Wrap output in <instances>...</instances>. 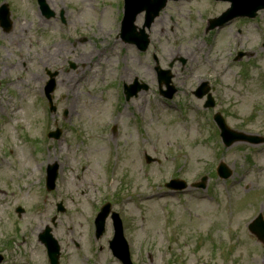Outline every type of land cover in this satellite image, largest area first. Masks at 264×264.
Wrapping results in <instances>:
<instances>
[{"label":"rangeland","instance_id":"1","mask_svg":"<svg viewBox=\"0 0 264 264\" xmlns=\"http://www.w3.org/2000/svg\"><path fill=\"white\" fill-rule=\"evenodd\" d=\"M4 2L13 26L9 32L0 27L2 264L26 257L44 264L38 235L47 226L61 246L60 264L86 258L120 264L108 250L111 221L95 240L96 253L91 246V221L105 202L123 219L134 264H264V245L248 230L264 216V144L224 147L213 122L219 113L231 129L264 137V11L208 36L201 31L205 21L228 3H169L147 31L150 46L142 53L117 39L123 0H49L51 19L40 17L36 0ZM109 21L113 34L101 37L98 26L109 28ZM157 66L171 71L172 100L159 94ZM47 71L57 74L54 114L43 96ZM136 80L148 90L126 102L121 89ZM205 81L213 109L193 94ZM56 127L61 138L47 140L45 130ZM54 162L57 187L46 193V166ZM219 162L231 170L230 179L217 177ZM204 177L205 190L165 188L172 178L191 185ZM18 207L22 214L15 213Z\"/></svg>","mask_w":264,"mask_h":264},{"label":"water","instance_id":"2","mask_svg":"<svg viewBox=\"0 0 264 264\" xmlns=\"http://www.w3.org/2000/svg\"><path fill=\"white\" fill-rule=\"evenodd\" d=\"M166 1L167 0H127V12H126V18H125V32H124L126 39L131 40L130 38L131 33L134 31L133 22L139 12L145 9L148 11V17H149L148 24H149V22L152 21L153 17L157 15L158 12L165 6ZM232 1L234 3L235 10L242 9L247 6L249 7L251 6V11L249 13L250 15H254L255 11L264 7V0H232ZM41 2H42L43 7H45L43 4V0H41ZM4 11H5V8H4ZM234 16L236 15L230 14V12H228L224 15V17L221 20L214 21L212 24V27L216 25H221ZM6 26L7 28H9L8 25ZM136 43L138 44L139 48H141L142 50H145L148 45L145 36L142 39L141 38L138 39ZM197 95L201 97L203 94L198 92ZM168 96L171 97V94H169ZM216 119L220 123V126L223 131V137L225 138L227 146H231L234 142H237V141H249L251 143H259L262 141L261 139L256 138V137H249L244 134H237V133L230 132L224 126L223 120L219 116H217ZM56 169L57 167L55 168V170ZM220 172L224 178H227L229 176V174L224 173V167H221ZM55 178H56V171H53L50 176V182H51L52 188H53V183H54ZM106 209L109 210V206ZM106 216H107V212L101 214L98 219V225L101 231H103V225H104V220ZM259 222L260 223L255 222L253 225H251L250 229L254 234L257 235L259 240L264 242V224L263 222H261V218L259 219ZM259 224H262V225H259ZM116 227L117 229H116V237H115V244H116L115 254L119 258H121L125 264H130L129 254L127 251V244L125 243L123 239L121 222L119 221V219L117 220ZM47 244H48V249L52 253V256L55 255L53 260L56 261L58 257L57 255L59 252V247L57 246L56 241L50 236L48 237ZM1 260L2 258L0 257V261Z\"/></svg>","mask_w":264,"mask_h":264},{"label":"bare ground","instance_id":"3","mask_svg":"<svg viewBox=\"0 0 264 264\" xmlns=\"http://www.w3.org/2000/svg\"><path fill=\"white\" fill-rule=\"evenodd\" d=\"M48 3H49V0H48ZM90 9V8H89ZM92 10H93V8H92ZM87 13L85 12L84 13V15H86ZM88 15H90V17H92V18H94V15L95 14H88ZM109 17H107L106 19L107 20H109L108 19ZM140 21V18H138L137 19V22H139ZM43 22V21H42ZM45 23V22H44ZM48 24H50V22H47ZM102 23V22H101ZM100 23V24H101ZM107 25H109V23H107ZM103 26V25H102ZM102 26H98L99 27V29H98V34L101 36V37H107V36H110L112 33H111V30H109V28L111 27V24L109 25V28L107 27L106 29L105 28H103ZM119 43L118 42H116V43H114V47H117V45H118ZM128 50H130V48H127ZM110 62V60L109 59H107L106 60V62ZM124 63L126 64L127 63V60L126 59H124ZM50 65V64H49ZM124 72H125V78H126V80H128V81H130L131 80V78H132V75H131V73L129 72V69H128V67L124 70ZM129 74V75H128ZM37 75L38 74H36L35 75V77H37ZM144 75H145V77L146 78H149L150 77V73L148 72V70L147 71H145L144 72ZM153 200H156V199H153ZM40 230L39 229H37V232H39Z\"/></svg>","mask_w":264,"mask_h":264}]
</instances>
